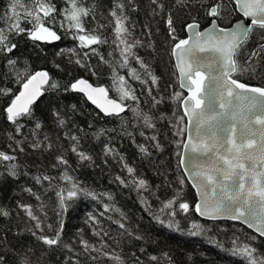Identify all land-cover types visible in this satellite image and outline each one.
I'll use <instances>...</instances> for the list:
<instances>
[{"label": "trees", "instance_id": "16d2710c", "mask_svg": "<svg viewBox=\"0 0 264 264\" xmlns=\"http://www.w3.org/2000/svg\"><path fill=\"white\" fill-rule=\"evenodd\" d=\"M9 2L10 0H0V15L8 11ZM24 2L27 3L28 0ZM52 2L58 10L66 6L64 0H52ZM83 2L88 7L96 5V18L93 20L89 17L85 22V28H97L98 24L106 25L98 31L107 39V43L93 46L99 55L92 53L89 48L80 47V41L74 38L76 35L74 30L66 31L59 23L54 28L60 36L59 40L50 43L33 42L26 35L12 36L11 40L17 45L16 49L8 57L0 55V88H11L13 93H18L20 88L15 76L6 65L8 58L16 59L18 61L16 67L21 70L27 64L32 72L48 71L51 78L60 85L56 90L49 89L44 92L33 105L32 118H21L19 123L22 127L19 135L15 132V126L7 121L3 111L12 96L0 97V150L18 157L15 162L18 165V176L11 178L6 174L0 175V208L10 213L7 217L0 216V257H2L0 264H22L24 261L26 264H77V262L78 264H115L114 261L103 256L93 261L90 255L97 256V253L90 255L84 253L80 244L81 239L99 247L101 237L110 246L105 250H115L123 258V264H137V257L140 264H247L244 257L234 254L233 251L234 248L244 245L255 248L256 255L264 256V240L242 225L229 221H202L196 216L195 194L185 182L179 168L180 155L177 153H180L181 147H177L176 142L179 141L182 145L184 134L175 135L178 129L174 126L177 117L182 113L179 103H173L169 97L174 92L182 91L178 88L171 61L170 52L174 41L169 36L166 18L169 13L172 14L175 35L179 39L184 37V28L188 22L196 19L195 21L204 27L212 18L205 14L204 8L196 3V0H192L187 7L174 6V0H159L164 5L163 11L152 4L151 0H122L128 24L131 26L130 39H138L142 42L134 51L159 77L158 92L154 94L164 98L163 103L152 112L156 117L163 113L165 118L155 120V129H147L137 124L130 110H126L120 117L105 116L92 107L82 95L64 90L66 85L84 77L95 85L104 86L109 90L110 97L118 99L111 70L107 64L100 61V55L106 59L117 56V53L113 52L115 45L112 42V27L109 25L111 17L108 15L113 0H83ZM204 7L206 8L207 5ZM239 18L237 13L227 8L217 22L222 27H228ZM57 19L59 21L62 17L58 16ZM2 26H4L3 21H0V27ZM22 26L28 27L26 24ZM260 35L261 33L256 31L242 49V54L237 57L241 63L246 59L243 52L254 49ZM85 52L89 54L88 57L84 56ZM110 52H113V57H109ZM77 58L85 60L96 75H93L88 68L76 65L74 61ZM57 64L59 68L56 67ZM133 66L138 67L135 64ZM126 71L122 69L120 74L126 75ZM238 78L244 83L264 87V59L258 61L256 72L245 73ZM129 82L137 90V95H140V108L148 112L150 105L144 102L145 97L141 95L142 85L137 81ZM126 103L132 104L131 101ZM53 111L59 112L67 121L64 127L58 126ZM36 122L42 124L41 129L35 130ZM122 125L133 133L135 143L128 136L121 134ZM101 128L110 131L97 139L93 133ZM80 129L83 131L81 132ZM113 129L115 131H111ZM34 130L36 137L32 135ZM140 131H144L149 137L157 135L163 150L152 147L153 141L141 137ZM65 132L80 137V150L92 157L91 166L89 162L79 163L78 158L69 150L70 142L64 138ZM9 133L17 140L27 137L23 145L25 148L23 153L11 152L8 145L11 144L13 148L16 145L8 139ZM44 136H48L52 143L50 151L43 149L34 151L28 146L36 138L43 140ZM106 144L115 149V152L124 158V162L135 169L136 177L147 181V191H138L132 184L126 187L115 179L116 176H120L128 181L132 177L123 170L119 157L104 155ZM138 144L149 147L150 155L140 153ZM58 155H64L69 161V174L79 182L80 186L97 194L96 199L81 195L69 202L67 211L62 217L57 215L60 209L55 192L46 191L47 182L42 186L32 179L33 176L40 174L58 176L63 166L52 168ZM0 173H4L3 166H0ZM180 179L184 180L181 199L188 202L190 208L184 213L177 207L176 215L172 217L168 215L169 210L161 212L160 209L163 206L162 202L172 199L181 188ZM53 183L69 186L59 180ZM29 188L32 189V193L27 191ZM102 193H109L112 199L100 195ZM36 196L40 199L37 200ZM19 204L32 206L33 212L45 225L43 233L35 229V221L28 218L18 207ZM41 205H43L42 210ZM105 205L109 206L108 211H105ZM115 209L120 211L117 212ZM90 217H94L95 220L89 219ZM61 219L63 232L60 246L49 248L31 234L30 229L36 231L37 235L52 236L59 227ZM161 220L164 221L163 224L160 223ZM117 221L123 222L127 232L132 235L129 236L125 229H120ZM169 223L173 225L171 228L168 227ZM48 224L52 225V231L46 227ZM193 224L200 225L201 229L199 231L193 229ZM94 231H99L101 236L94 235ZM105 231L108 233L107 236H103ZM193 231H197V234L192 235ZM135 236H141L143 239L137 240ZM64 244L70 245L71 250L65 248ZM165 252L171 258L170 262L162 256ZM150 255H157L160 259L151 261L148 259Z\"/></svg>", "mask_w": 264, "mask_h": 264}, {"label": "snow or ice", "instance_id": "6c2138e0", "mask_svg": "<svg viewBox=\"0 0 264 264\" xmlns=\"http://www.w3.org/2000/svg\"><path fill=\"white\" fill-rule=\"evenodd\" d=\"M65 7L58 10L52 0H10L8 11L0 15V21H3L0 27V55L8 57L13 53L17 45L12 42V36L26 35L33 42H52L60 39L55 25L59 23L61 28L66 31L76 33L75 39L80 41V47L89 48L92 53L96 52L94 45L107 43V39L99 34L98 29L106 27L104 24H98L97 28L86 29L85 22L91 17L95 20L96 5L88 7L83 0H64ZM163 11L164 5L159 0H151ZM192 0H174V6L187 7ZM205 10V14L212 18L211 27L199 31V23L193 20L187 23L185 28L188 30V36L179 39L176 35V29L173 25L172 14L169 13L166 18V26L169 36L174 41L170 55L174 58V67L178 73L179 85L181 89H187V95L183 92H174L169 99L173 103H179L182 108V115L177 117V123L174 127L178 130L175 135L182 136L188 130L187 142L181 145L177 141V147L190 149L197 153L196 159L200 156H206L207 162L204 164H195L193 170L189 173L192 186L197 190L199 202L195 204V211L202 217L208 218H228L245 223L249 228H253L259 237H264V87H252L242 82L238 77L245 73H254L257 70V64L260 59H264V0H196ZM207 5L205 8L204 6ZM231 8L232 12L239 13L243 19L237 22L231 28H221L217 25V19L222 18L225 9ZM18 9H20L18 11ZM108 15L111 17L109 25L112 27L113 52L117 56L113 59H106L100 55V61L107 64L112 73V80L118 99L109 96V90L103 86H93L87 80L81 78L65 86V91L82 93L105 116L120 117L126 110L133 112L134 118L139 126L147 129H155V120H163L164 114L156 117L152 110L163 103V96L156 95L158 92L159 77L153 73L149 64L134 51L141 41L130 39L132 36L131 26L128 24V17L125 14V5L122 0H113V5L109 9ZM62 17L58 21L57 17ZM247 22V23H246ZM28 25V27L22 25ZM259 31L261 35L257 40L256 47L250 51H244L246 59L241 63L237 57L242 54V49L250 41L253 34ZM110 52L109 57H113ZM210 52L209 58L199 57L198 53ZM62 54V53H58ZM85 52L84 56L88 57ZM16 59H6V65L10 72L15 76L16 82L20 88L18 93H13L11 88H0V97L12 96L7 107L4 108L6 119L15 126L17 135L21 133L22 125L19 123L21 118L33 117V105L44 94L51 89L56 90L60 87L59 83L53 80L46 70L32 72L30 67L25 64L24 68L18 69ZM74 63L82 68H88L93 75L96 72L89 64L80 58L75 59ZM133 64L138 65L134 67ZM57 68L60 66L57 64ZM126 69V75H121L120 70ZM207 73V74H206ZM129 81H137L142 85L141 95L145 97V103L150 105L149 111L145 112L140 108L141 98L137 95V90L132 87ZM206 81L208 83L206 84ZM131 101L132 104L126 103ZM134 105V106H133ZM75 109V106H72ZM59 127H64L67 123L60 116V113L53 111ZM175 115V113H173ZM187 118V124H184ZM183 125V126H181ZM91 127V125H89ZM42 128L40 122L35 123V130ZM33 131V137H36V131ZM82 132L83 129H80ZM110 130L99 129L93 135L99 139L106 135ZM111 131H115L114 129ZM193 133L195 134L193 136ZM121 134L134 140L132 132L122 125ZM139 135L146 140L153 141L152 147L162 151V146L157 139V135L146 136L144 131ZM64 138L70 142L69 150L78 158L79 163L89 162L91 166L92 157L80 150V137L76 134L64 133ZM8 139L13 141L15 148L11 144L8 147L12 153L25 151L24 144L27 137L17 140L11 133ZM195 141V142H194ZM35 150L50 151L52 143L48 136L43 140L34 139L28 145ZM140 153L150 155L149 147L144 144L137 145ZM104 155L119 157L123 170H126L131 180H124L116 176V180L124 186L132 184L139 190H148L147 181L134 175L135 169L124 162V158L115 152V149L109 145L104 146ZM177 155H181L177 153ZM18 157L14 154L0 150V166H3L4 173L11 178L18 176V165L15 163ZM107 162V161H105ZM181 165L185 163L183 155L180 160ZM63 170L58 176L40 174L33 176L32 179L39 185L47 182V190H53L57 198L60 211L58 216L63 215L69 206V202L79 196H91L97 198V194L82 188L77 180L69 174V161L64 155L55 157V163L52 168ZM62 181L63 185L54 184L53 181ZM181 188L177 190L176 195L167 201L162 202L161 212L168 211V215L174 217L175 209L178 207L184 213L189 211L190 205L183 201L184 180L179 181ZM32 193V189H27ZM34 194V193H33ZM100 195L108 196L109 193ZM37 200L40 199L36 196ZM158 199V197H157ZM179 201V203H177ZM18 207L24 211L28 218L35 221V229L41 233L44 232L43 222L33 212L32 206L19 204ZM105 211L109 206L105 205ZM43 205H41V210ZM119 212V209H115ZM9 212L0 208V216L7 217ZM46 215V214H45ZM123 218V213H121ZM89 219L95 220L94 217ZM159 219V218H157ZM120 229H125L123 222H116ZM164 223V221H160ZM172 223L168 224L171 228ZM49 231H52V225H46ZM193 229L199 231L201 226L192 225ZM31 234L41 241L44 245L52 248L62 244L63 221H59V227L55 229L54 235H37L36 231ZM197 231L191 232L196 235ZM94 235L100 237L99 231H94ZM108 233L103 232V236ZM135 239H143L141 236H135ZM255 239V237H253ZM80 244L86 254L97 253V256H91L93 261L100 256L114 261L115 264H123V258L113 251H106L110 246L101 237L99 247L90 244L81 239ZM65 248L71 250L70 245L64 244ZM141 251H144L141 249ZM234 254H238L247 260V264H264V256L256 255V249L244 245L233 249ZM135 255V254H134ZM162 256L169 262L171 258L168 253ZM151 261L160 259L157 255L148 257ZM2 260V257H0ZM137 264H140L139 257L136 258ZM26 264V261L22 262ZM78 264V262H77Z\"/></svg>", "mask_w": 264, "mask_h": 264}, {"label": "water", "instance_id": "95a60500", "mask_svg": "<svg viewBox=\"0 0 264 264\" xmlns=\"http://www.w3.org/2000/svg\"><path fill=\"white\" fill-rule=\"evenodd\" d=\"M239 16H240V18L237 20V21H235L234 23H232L230 26H228V27H222V26H220L219 24H218V22H217V25L219 26V27H221V28H231V27H233L237 22H239L241 19H243V17H242V15L241 14H239V13H237ZM212 20V19H211ZM192 22V21H191ZM191 22H188V23H191ZM247 23V22H246ZM199 31H204V30H206V29H208V28H210L211 27V21H210V23L208 24V25H206V26H202L201 27V25L199 24ZM184 30H185V36L183 37V38H181V39H184V38H187V36H188V30L186 29V28H184ZM199 57H204V58H209V57H211V53L210 52H205V53H198L197 54ZM171 60H172V64H173V66H174V63H175V61H174V58L173 57H171ZM174 70H175V73H176V77H177V85H178V88L184 93V95H187V89H181L180 88V85H179V78H178V73H177V71H176V69H175V67H174ZM38 71H40V70H38ZM207 74V73H206ZM81 78H83V79H85V80H87L89 83H91L87 78H84V77H81ZM81 78H78V79H81ZM77 80V79H76ZM75 80V81H76ZM208 83V81H206V84ZM92 84V83H91ZM93 86H101V85H94V84H92ZM248 85H250V84H248ZM250 86H252V87H260V86H256V85H250ZM104 87V86H103ZM74 93H77V94H80V95H82L83 97H84V99L92 106V107H94L98 112H100V110L99 109H97L96 107H95V105H93L90 101H88L87 100V98L82 94V93H78V92H74ZM40 99V98H39ZM38 99V100H39ZM114 99V98H113ZM37 100V101H38ZM36 101V102H37ZM180 110H181V113H182V108H181V106H180ZM101 113V112H100ZM102 115H104L103 113H101ZM122 114V113H121ZM183 114V113H182ZM185 124H187V118H185ZM188 130H186L185 132H184V139H183V143H185V142H187V136H188ZM195 134L193 133V136H194ZM195 142V141H194ZM182 143V144H183ZM180 154L181 155H183V157H184V161H185V163L183 164V165H181V163H180V160H181V155L179 156V168H180V171L182 172V174L184 175V178L186 179V181H187V183H188V185L191 187V189L193 190V192H194V194H195V197H196V202H195V204L196 203H198L199 202V196L197 195V190L192 186V181L190 180V178H189V173L193 170V167H194V165L195 164H204V163H206L207 162V157L206 156H200L199 157V159H196V157L198 156V154L197 153H193V152H191L190 151V149H183V147L181 146V150H180ZM194 212H195V214H196V216L200 219V220H202V221H210V222H218V221H229V222H235V223H238V224H240V225H242L243 227H245L246 229H248L249 231H251L252 233H254L255 235H257L258 237H259V235L255 232V230L253 229V228H249L245 223H243V222H241V221H238V220H231V219H228V218H216V219H213V218H208V217H202V216H200L196 211H195V205H194ZM260 238H262L263 240H264V237H260Z\"/></svg>", "mask_w": 264, "mask_h": 264}, {"label": "rangeland", "instance_id": "374dc122", "mask_svg": "<svg viewBox=\"0 0 264 264\" xmlns=\"http://www.w3.org/2000/svg\"><path fill=\"white\" fill-rule=\"evenodd\" d=\"M190 20H192V19H190ZM196 20V19H195ZM183 36H185V35H183ZM172 61V60H171ZM174 68V67H173ZM174 73H175V70H174ZM175 76H176V73H175ZM177 78V77H176ZM181 174H182V172H181ZM182 176L184 177V175L182 174ZM184 180H185V182H187L186 181V179L184 178ZM7 250V249H6Z\"/></svg>", "mask_w": 264, "mask_h": 264}]
</instances>
